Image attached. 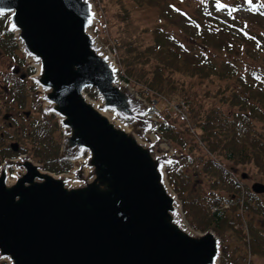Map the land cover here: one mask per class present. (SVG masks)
I'll return each mask as SVG.
<instances>
[{"label":"water","instance_id":"water-1","mask_svg":"<svg viewBox=\"0 0 264 264\" xmlns=\"http://www.w3.org/2000/svg\"><path fill=\"white\" fill-rule=\"evenodd\" d=\"M0 13L34 69L12 74L36 87L62 135L58 160L72 166L54 174L28 155L3 160L0 262L220 264V237L190 227L168 182L181 157L159 135L157 109L119 77L93 32L95 1L0 0Z\"/></svg>","mask_w":264,"mask_h":264},{"label":"trees","instance_id":"trees-1","mask_svg":"<svg viewBox=\"0 0 264 264\" xmlns=\"http://www.w3.org/2000/svg\"><path fill=\"white\" fill-rule=\"evenodd\" d=\"M233 1L236 12L245 11L256 19L260 15V11H264L262 5L257 4L256 1L253 3L249 0ZM148 3L153 4L152 0H136L137 5ZM119 4L121 10L117 13L123 24L121 25L116 19L114 23L107 22L109 29L115 27L118 35V40L113 42L115 47L113 44L110 46L117 48L118 51L119 76L129 84L135 82V84L146 86V89H151L156 95H176V98L182 100L183 108L187 107L186 122H182L178 118L174 122L167 121L173 116L171 112L168 113L167 109L160 111L161 114L165 113L164 116L167 119H163L159 134L171 144L187 149L188 160L182 165L197 166L189 133L190 130H193L194 134L195 130L198 131L195 137L213 157V159L211 157L205 161L204 171L208 175L213 174L211 177L216 182L217 186L215 187H219L226 193V196L224 193H219L212 199L210 206L215 207V211L199 203L201 206L199 208L208 213L203 216V220H206L205 223L201 224L203 227L212 228L215 232H221L224 226L231 227L226 219L228 214L223 207L224 203H231L230 209L232 210L239 209L238 204L231 200L232 196L240 191V184L221 167L217 158L224 159L236 166L252 165L256 169L264 171V134L260 133L255 126V120L264 119L262 112L264 109H261L259 105L264 107V72L252 68V65L259 60V52H263L264 48L251 47L250 52L254 55V57L249 56L251 62L250 60L245 61L241 52L235 53L239 50L240 39H245L246 33L239 31L238 25L234 26L231 21H221L218 28L210 27V29L212 32L223 33L226 31L229 33L227 35L237 39L235 52L231 50V45L224 41L215 40L212 45L215 51H212L204 42L197 43L196 37H190L193 44L187 43L186 40L174 39L164 32L165 17L169 12L158 16L157 23L159 25L157 24L153 29L154 35L146 37L148 31L135 22L130 10L124 4V0H119ZM207 9L209 13L214 11V4L211 0L207 2ZM225 16L236 19L237 15L232 13L231 16L228 14ZM229 27L231 29H228ZM210 29L203 27L202 30L205 33L201 38H208L210 35L207 31ZM93 31L105 44L109 45L107 39L101 36L98 26H95ZM256 40L252 37L249 42L253 41L255 42L253 46H257ZM189 48H192V51ZM3 51L9 52L17 63H22L12 33L7 30V16H0V52L3 53ZM246 68L249 69L246 70ZM176 76H179L180 79H177ZM194 77L199 78L198 80L202 79L201 82L210 84L218 82L219 87L216 91L206 92V96L211 99L208 104L209 109L204 108V105L199 102L198 95L193 93L192 87L186 85V79ZM16 84L23 87V84L19 82ZM31 88L34 89V86ZM138 93L147 100L142 92ZM89 95L94 98L95 92L90 90ZM25 97L26 94L22 91L18 96H13V100L21 102L23 105ZM224 104L230 109L228 115L222 109ZM178 107L182 108L180 104ZM51 120L48 121L43 116H40V119L35 118L31 122L29 130L22 134L21 139L25 140V144L21 149L23 152L29 153L34 160H38L45 170L55 174L66 173L71 169V166L67 162L58 161L59 144L56 141L55 133L57 126L54 119ZM26 144L30 145L29 149L26 148ZM13 156L9 146L6 149H1L0 138V162L4 158ZM180 169L181 165L179 164L166 169L168 181L177 195L179 189L184 187L183 184L187 186L185 187L186 191L190 189L189 179L180 178ZM258 171L264 174V172ZM247 210H252V208ZM198 213L200 214V212ZM194 228L196 230L203 229ZM222 264H227V262L223 260Z\"/></svg>","mask_w":264,"mask_h":264},{"label":"rangeland","instance_id":"rangeland-1","mask_svg":"<svg viewBox=\"0 0 264 264\" xmlns=\"http://www.w3.org/2000/svg\"><path fill=\"white\" fill-rule=\"evenodd\" d=\"M95 1V7L98 14V23L96 26H98V30L102 37H105L107 39V44H105L101 38L94 33L99 40L109 49L111 54L114 56L116 64L118 65L117 58H118V51L117 48H113L110 45L114 43L115 40H118V35L116 32V28L112 27L109 29L107 26V22L114 23L115 19L122 25L123 21H121V18L118 11L121 10V6L119 4V0H94ZM253 3V1H256L257 4L262 5L264 10V0H249ZM207 2L208 0H152V3H148L146 5L144 4H136V0H124V4H126V7L130 10V14L132 18L135 20L137 24L140 25L143 29L148 31V34L146 37H149L150 35H154L153 29L156 28L158 20V16L161 14H165L169 12L165 17V28L164 32L167 33L168 36L178 39V40H186L187 43L193 44L194 42L191 41L190 37H196L197 43H205L209 49L211 48L212 51H215L214 46H212L216 41H224V43L228 42V46L231 47V50L235 52V43H238V40L227 35L229 33L223 32H212L210 27H213V29L218 28L220 22H226L231 21L234 26L238 25L239 31L245 32L246 36L245 39H240V47L239 50L235 53L241 52L244 56V60H250L249 56L254 57V55L250 52L252 49L251 47H261L264 48V11H260V15L257 16V19L255 17H252L250 14H247V12H236V7L234 5L233 0H211L214 4V11L209 13L207 9ZM151 4V5H150ZM236 14V19H233L232 17L226 18L225 14H228L231 16V14ZM218 19V20H217ZM218 21V23H217ZM241 28H240V27ZM208 28L210 29L208 32V38H201L203 33H205L202 28ZM228 29H231L230 27ZM94 32V31H93ZM216 33V34H214ZM225 33V34H224ZM229 37H231L229 39ZM254 37V39H257V46H253L255 42L251 40V38ZM233 38V39H232ZM151 39V38H150ZM233 42V43H232ZM260 43V44H259ZM189 50L192 51V48H189ZM19 55V54H18ZM241 55V54H240ZM20 56V55H19ZM251 62V60H250ZM258 63V64H257ZM252 65V68L263 70L264 72V51L259 52V60L258 62ZM154 65V63H152ZM25 62L17 63L9 54V52L3 51L0 52V132L4 133V146H9L10 144H17L19 146L18 152L19 154H16L14 157H11V159H15L19 155L26 154L23 152L21 147L24 146L25 140L21 139L22 134L29 130V127L31 125V122L37 118L40 119V116H43L41 113V109L39 105L40 103H36L37 96H36V88H31V83L28 80H25V85L23 82H19L20 84H23V87L17 86L16 79H18L19 75L11 76L13 73V69L20 68V73H25L30 77V71H33L30 68L24 67ZM119 68V65H118ZM30 69V70H29ZM249 68H246L248 70ZM120 71V68H119ZM34 74V71H33ZM32 74V75H33ZM177 79H180L179 76H176ZM199 78L194 77L192 79L187 78L186 79V85L192 87L193 93L198 95V100L201 104L204 105V108H208V104L210 103V97H207V91H216L218 89V82L215 83H207V82H201L198 80ZM128 83V82H127ZM134 83L135 82H131ZM130 84V86L138 93L142 92V94L147 97L145 100L146 103H148L150 106L158 107V114H155V118L162 123L163 119H167L166 116H164L165 113H160V111L167 109V112H171L173 116H171V119L168 118L167 121L174 122L177 118L181 121L183 115L187 113V107L183 108L182 100L176 98V95H156L151 89H146V86L144 87L141 84ZM90 90H86V93L90 98H92L89 95ZM22 91L26 94V97L23 99V105H21V102H15L13 100V96H18ZM94 91V90H93ZM95 92V91H94ZM139 97L141 95L138 93ZM155 96H157L156 99ZM143 98V97H141ZM92 99H96V96ZM145 99V98H143ZM149 99V100H148ZM157 101V104L155 102ZM180 104L179 108L178 105ZM220 105V103H218ZM261 109H264V107L259 104ZM222 109L227 112L226 115L230 113L229 107L224 104L222 105ZM29 112L28 117H24L23 113ZM264 113V110L262 111ZM5 115H10L9 121L4 119ZM264 115V114H263ZM44 117V116H43ZM44 119L48 121H52L51 117L48 119L44 117ZM187 119H185L182 122H186ZM8 122L12 123V126L9 127ZM255 126L257 130L264 134V119L263 120H255ZM190 128V127H189ZM197 130H195V134L193 130H190L189 135L192 139L191 145L194 150L195 154V160L197 162V166H192L183 163H187L188 157H187V149H184L182 146H175L174 144H171L167 139L168 143L171 145L172 149L178 156L181 157L180 162L176 163L181 165V169L179 171L180 178H187L190 182V189L186 191L185 187L186 184H183L184 187L183 191L182 188L179 189V194L174 191V193L177 195L178 200L181 202L182 205V211L185 215V218L190 225V227L197 231V232H205L208 230H212L217 236L221 239V258H220V264L223 263V260L227 262V264H264V254L260 250V247L256 245L253 241V245L251 243H244V247H239L238 243L235 242L233 239L231 250L228 251L227 246L225 245L226 242H228L227 238V231L234 232L232 235L235 236L236 231L240 233L242 238H244L246 235L248 236V233L252 235L253 233L257 232L256 227L251 222L250 219H254L257 217L256 212L249 211V210H243L241 207V200H250L251 198L248 196L247 192H250V188L248 186L252 182H256L260 180L259 178L264 177L263 173H260L258 170L262 171L261 169H256L255 166L252 165H246V166H236L232 163H229L225 161L224 159H218L219 164L221 167L227 171V173L230 174L232 179H235V181L240 184V191L236 193L237 199L240 200V202H237L239 209L232 210L227 208V214L228 218L227 222L230 224L231 221H234L235 223L231 224V227L228 225L223 227V232H215L212 228H207V226L203 227L202 222L205 223L206 220H203V216L206 213V211H203L199 208V203L203 204L204 207H207L209 209H212L215 211V208L213 206H210L211 201L213 198H215L219 193H224L226 196V193L224 191H221L219 187H215L216 182L213 177V174L208 175L204 168L205 161H208L212 156L208 152L207 148L200 144L198 142V139L195 137ZM56 133V141L58 144L60 143L62 136L61 132L57 128L55 131ZM30 145L26 144V148L29 149ZM7 148V147H6ZM12 152V151H11ZM13 153V152H12ZM29 154V153H28ZM30 155V154H29ZM31 157V155L29 156ZM32 160H34L31 157ZM213 159V157H212ZM36 163L40 162L38 160H34ZM3 161L0 162V165ZM42 167L43 165L40 164ZM175 165V164H174ZM173 166V165H172ZM171 167V166H170ZM44 169V167H43ZM11 172V171H10ZM247 176L249 177V180L244 182V184L241 182L243 181L241 179V176ZM245 176V177H246ZM244 177V178H245ZM168 179V178H167ZM169 182V181H168ZM264 182V181H263ZM170 184V183H169ZM171 186V185H170ZM172 188V187H171ZM185 189V190H184ZM180 195V196H179ZM228 199V197H225ZM227 204V203H224ZM201 207V206H200ZM201 210H199V209ZM205 210L207 208H204ZM200 212V214L198 213ZM189 216V217H188ZM209 217V215H207ZM203 228L202 230H196L194 227ZM233 226L238 227L237 230L233 228ZM226 227V229H225ZM226 231V232H225ZM223 243V244H222ZM1 264H5L4 262H0Z\"/></svg>","mask_w":264,"mask_h":264},{"label":"flooded vegetation","instance_id":"flooded-vegetation-1","mask_svg":"<svg viewBox=\"0 0 264 264\" xmlns=\"http://www.w3.org/2000/svg\"><path fill=\"white\" fill-rule=\"evenodd\" d=\"M10 115H5L4 116V119L7 121H9ZM8 125L9 127L12 126V123L8 122ZM4 133L0 132V138H1V149H6L7 145L4 146L3 145V141H4V137H3ZM246 176V175H245ZM260 180L256 181V182H252L248 188L251 189L252 185L253 184H262L264 185V177H261L259 178ZM243 181H241L243 184L244 182L248 181L249 180V177H245V178H242ZM247 194H252L251 195V199L250 200H243V204L241 205V207L243 208V210H247L248 208H252V210H249V211H255L256 214H257V217L254 218V219H250L251 222L253 224H255L254 226L256 227V231L255 233H253L252 235H250L248 233V236L246 235L244 238H242V236L240 235L239 232L236 231L235 233V236L233 237V233L234 232H231V231H227L226 235H227V238H228V242L225 243V245L227 246L228 248V251L231 250V247H232V242H233V239L235 240L236 243H238L239 247H244V243H251L253 245V241L254 243H256L257 246L260 247V250L262 251V253L264 254V191L262 193H252V192H247ZM236 195H233L232 196V202L233 203H236L237 200H236ZM245 201V203H244ZM248 202V203H246ZM245 204V205H244ZM229 206H227V208L230 207L231 203L228 204ZM227 208H224V209H227ZM247 208V209H246ZM234 224L235 222L234 221H231L230 224ZM233 228H235V230L238 229V227L236 226H233ZM223 244V243H222Z\"/></svg>","mask_w":264,"mask_h":264},{"label":"snow or ice","instance_id":"snow-or-ice-1","mask_svg":"<svg viewBox=\"0 0 264 264\" xmlns=\"http://www.w3.org/2000/svg\"><path fill=\"white\" fill-rule=\"evenodd\" d=\"M0 14H2V13H0Z\"/></svg>","mask_w":264,"mask_h":264}]
</instances>
